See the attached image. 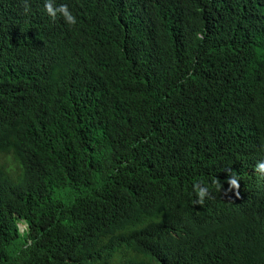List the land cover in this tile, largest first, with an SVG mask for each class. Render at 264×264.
<instances>
[{"label":"trees","instance_id":"obj_1","mask_svg":"<svg viewBox=\"0 0 264 264\" xmlns=\"http://www.w3.org/2000/svg\"><path fill=\"white\" fill-rule=\"evenodd\" d=\"M261 161L264 0H0V264H264Z\"/></svg>","mask_w":264,"mask_h":264},{"label":"clouds","instance_id":"obj_2","mask_svg":"<svg viewBox=\"0 0 264 264\" xmlns=\"http://www.w3.org/2000/svg\"><path fill=\"white\" fill-rule=\"evenodd\" d=\"M45 7H46L48 13L51 16L55 17V11L52 9L51 3H46ZM59 11H61L62 14L68 20H71L73 23L75 22L74 18L69 14L66 6L62 5L61 8L59 9ZM256 171H258L260 173H264V161L257 163ZM227 183L229 185V188L227 189L225 194H227V192H231L233 189H235V190H237L236 195L239 196L238 190H239L240 184H239V180L237 179V177L235 175L229 176V178L227 179ZM195 188L197 191V195L199 197L198 203L202 204L204 202L205 197L209 195L208 189H207V187H201L199 184L195 185Z\"/></svg>","mask_w":264,"mask_h":264},{"label":"rangeland","instance_id":"obj_3","mask_svg":"<svg viewBox=\"0 0 264 264\" xmlns=\"http://www.w3.org/2000/svg\"><path fill=\"white\" fill-rule=\"evenodd\" d=\"M25 225L24 224H22V223H20L19 224V230L21 231V232H23L24 230H25Z\"/></svg>","mask_w":264,"mask_h":264}]
</instances>
